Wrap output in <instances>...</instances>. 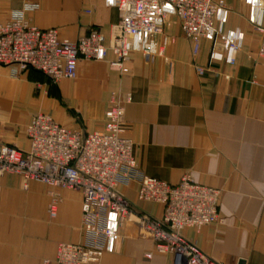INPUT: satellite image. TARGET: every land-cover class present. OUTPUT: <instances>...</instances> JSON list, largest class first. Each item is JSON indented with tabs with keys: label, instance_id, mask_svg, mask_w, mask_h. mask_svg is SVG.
<instances>
[{
	"label": "crops",
	"instance_id": "0c3cea01",
	"mask_svg": "<svg viewBox=\"0 0 264 264\" xmlns=\"http://www.w3.org/2000/svg\"><path fill=\"white\" fill-rule=\"evenodd\" d=\"M223 1L216 36L202 38L196 55L171 17L164 33L150 39L165 58L146 62L133 52L124 74L106 61L81 60L74 79L52 83L37 71L0 65V143L27 151L25 127L38 113L70 130L102 131L115 98L141 174L170 184L189 176L219 191L220 222L185 229L183 237L222 264H264V58L257 56L255 30L264 20L258 8L264 0ZM24 3L38 5L24 13L30 25L55 28L71 42L94 27L109 41L119 23L107 0H0L1 20ZM226 38L240 45L234 64L210 61V51H222ZM195 66L204 68L202 75ZM27 185L22 190L16 175L0 176V264H55L59 243L83 241L82 196L55 190L59 200L50 218L49 189L36 181ZM136 190V183L117 186L136 211L160 219L163 206L137 201ZM101 264H173V256L157 253L127 222Z\"/></svg>",
	"mask_w": 264,
	"mask_h": 264
},
{
	"label": "built area",
	"instance_id": "2783aa9c",
	"mask_svg": "<svg viewBox=\"0 0 264 264\" xmlns=\"http://www.w3.org/2000/svg\"><path fill=\"white\" fill-rule=\"evenodd\" d=\"M107 1L119 15L109 41L94 27L74 42L60 39L55 28L30 25L24 13L38 5L24 3L7 21L0 18V65L15 71H37L52 83L74 79L81 60L106 61L110 69L124 74L133 52H139L146 62L165 58L163 48L155 49L150 39L164 33L171 17L177 19L196 55L202 38L216 36L215 23L225 11L223 0ZM258 8L264 9V3ZM255 30L260 36L257 56L264 58V20ZM239 50L238 43L226 38L222 51L211 50L209 60L233 65ZM195 70L199 75L204 72L199 66ZM25 135L27 151L0 143V176L16 175L22 190L30 181L45 185L51 198L50 218H55L59 200L55 190L78 191L82 196L83 241L59 243L55 264H101L103 254L114 245L117 229L127 222L136 224L140 235L153 241L157 253L171 254L173 264H222L182 235L185 229L198 230L220 222L219 191L189 176L170 184L141 174L133 143L125 136L123 106L115 98L104 113L102 131L70 130L50 115L38 113L25 127ZM132 183L137 184V201L163 206L160 219L136 211L117 191L119 184ZM151 256L144 254L146 259Z\"/></svg>",
	"mask_w": 264,
	"mask_h": 264
},
{
	"label": "water",
	"instance_id": "95a60500",
	"mask_svg": "<svg viewBox=\"0 0 264 264\" xmlns=\"http://www.w3.org/2000/svg\"><path fill=\"white\" fill-rule=\"evenodd\" d=\"M238 264H244V262L243 261H239Z\"/></svg>",
	"mask_w": 264,
	"mask_h": 264
},
{
	"label": "trees",
	"instance_id": "16d2710c",
	"mask_svg": "<svg viewBox=\"0 0 264 264\" xmlns=\"http://www.w3.org/2000/svg\"><path fill=\"white\" fill-rule=\"evenodd\" d=\"M34 71V70H33Z\"/></svg>",
	"mask_w": 264,
	"mask_h": 264
}]
</instances>
